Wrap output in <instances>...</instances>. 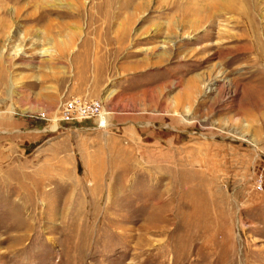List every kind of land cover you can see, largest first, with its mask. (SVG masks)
<instances>
[{"label": "rangeland", "instance_id": "374dc122", "mask_svg": "<svg viewBox=\"0 0 264 264\" xmlns=\"http://www.w3.org/2000/svg\"><path fill=\"white\" fill-rule=\"evenodd\" d=\"M36 1L0 0V264H264V0Z\"/></svg>", "mask_w": 264, "mask_h": 264}, {"label": "built area", "instance_id": "2783aa9c", "mask_svg": "<svg viewBox=\"0 0 264 264\" xmlns=\"http://www.w3.org/2000/svg\"><path fill=\"white\" fill-rule=\"evenodd\" d=\"M75 109L77 112L78 108H76V105H74V104H70L69 107H65V111L68 115L71 114ZM83 109H84V111H83ZM90 109H93L92 106H83V108L79 107V111L77 113V116H78L77 118H82V116H90L91 115ZM98 115L100 116L98 128L101 130H107L110 127V122H108L107 119L104 117V112L99 111Z\"/></svg>", "mask_w": 264, "mask_h": 264}, {"label": "bare ground", "instance_id": "6f19581e", "mask_svg": "<svg viewBox=\"0 0 264 264\" xmlns=\"http://www.w3.org/2000/svg\"><path fill=\"white\" fill-rule=\"evenodd\" d=\"M36 1V0H35ZM216 3L214 4V7L216 8V12L218 11V13L222 10H225V9H229V10H234L235 8L237 9L238 8V5L240 4L241 2V5H243L242 2H245V0H215ZM40 2V1H39ZM209 2H214V0H209ZM34 3V2H33ZM37 3V1H36ZM35 3V4H36ZM207 3V2H206ZM205 3V4H206ZM193 4V3H192ZM198 5V4H197ZM39 5L37 4V7ZM198 9V8H196ZM199 11V10H198ZM173 262V261H172Z\"/></svg>", "mask_w": 264, "mask_h": 264}]
</instances>
